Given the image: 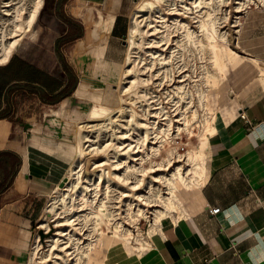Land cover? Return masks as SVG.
I'll list each match as a JSON object with an SVG mask.
<instances>
[{
  "label": "crops",
  "instance_id": "1",
  "mask_svg": "<svg viewBox=\"0 0 264 264\" xmlns=\"http://www.w3.org/2000/svg\"><path fill=\"white\" fill-rule=\"evenodd\" d=\"M130 2L43 0L32 39L0 66V264H26L40 202L74 161L75 144L65 143L84 106L96 94L117 105L109 72L124 61ZM244 17L237 43L250 58L231 64L251 60L250 74L208 136L205 179L185 205L195 200L175 223L162 221L143 263L264 264V3Z\"/></svg>",
  "mask_w": 264,
  "mask_h": 264
},
{
  "label": "bare ground",
  "instance_id": "2",
  "mask_svg": "<svg viewBox=\"0 0 264 264\" xmlns=\"http://www.w3.org/2000/svg\"><path fill=\"white\" fill-rule=\"evenodd\" d=\"M259 2L264 0L135 3L124 61L110 69L117 75V105L108 109L99 94L91 97L94 105L77 124L74 161L63 185L50 191L38 221L39 231L47 234L54 228V234L45 249L35 235L26 264H107L109 254L113 264L133 257L141 263L143 243L139 248L129 246V240L138 239L134 235L138 218L148 215L157 235L164 219L175 223L185 215V195L205 179L208 135L215 121L208 101L215 82L227 64L246 58L229 46L228 37L232 32L238 37L242 18ZM42 4L43 0H0V66L23 39L33 37ZM229 6L233 12L222 13V7ZM196 127V146L184 154L173 152L181 145V134L190 140ZM89 155L103 157L91 163L92 173L86 176ZM116 193L114 202L110 194ZM112 202H124L122 218L114 213L120 207ZM112 224V234L105 233L102 226ZM104 238L110 251L101 260ZM120 249L126 253L121 260Z\"/></svg>",
  "mask_w": 264,
  "mask_h": 264
},
{
  "label": "rangeland",
  "instance_id": "3",
  "mask_svg": "<svg viewBox=\"0 0 264 264\" xmlns=\"http://www.w3.org/2000/svg\"><path fill=\"white\" fill-rule=\"evenodd\" d=\"M136 2H139V0H132V2L129 3V6H131L132 9H133V7L135 6ZM250 8H252V5L250 6ZM222 9H223L222 13H223L224 9H229V10H231L233 12L232 6L222 7ZM35 27H36V24L33 27V31H34ZM224 28H227V27H221L222 30ZM227 29H229V28H227ZM230 34L232 35V37H231V35L228 37L229 38V46L231 48H233V49H237L238 51H240V44L237 43L238 39L236 40L237 36L235 38V35H234L233 32L230 33ZM239 40H240V38H239ZM28 41H29V38H27V39L25 38V39H23V41L21 43H25V42H28ZM234 41H235V43H234ZM236 45L239 46V47L237 48ZM246 57L250 58L249 56H246ZM251 63H252V61L249 60V59H245L243 61V63H241L239 65H234V64L229 63V64H227V72L225 74H224V72L220 71V73H221V75L219 73V78L220 79L215 82L214 94L211 95V97H210V99L208 101L209 102V107L211 109L210 110V115H213L214 116L213 119H215V121H213V123H216L218 121V119L220 118V113L233 108V104L234 103L230 99L233 98L232 94L236 93V89L235 88H237L238 84L240 82H242L243 79L244 80L247 79V77L249 76L250 71H248L246 68L247 67L248 68H252L253 64H251ZM213 67L215 68L216 66H213ZM242 67H244V68H242ZM109 79L114 81V84L112 86V90L110 89V94H111L112 97L116 98V100H117V93L115 91V88H116L115 85H116V80H117L116 73L110 71L109 72ZM230 95H232V96L230 97ZM93 105H94V102L92 101V103L85 105L84 109H86L88 111ZM165 105H166L167 109L168 110L170 109L169 111H171L170 103L167 102ZM105 107H107L108 109H115V107L114 108H111V107H108V106H105ZM200 112H201V110H200ZM78 123L79 122H77L76 124L72 125V127H70V134H72L73 137L69 138L68 141L65 144H70V143L71 144H75V139H76L75 138V133L77 132V124ZM193 132H194V134H193L194 137L191 136L190 140L184 134H181V139H180L181 145L179 146V148L175 147L173 149V152H176V150H177L178 153L184 154L186 151L190 150L191 147H195L196 144L198 143L197 137L195 135V134L199 133V130L197 129V127L194 128ZM207 133H208V131H207ZM212 133H214V129H211V134ZM188 141L192 142L193 145L192 144L189 145ZM57 152L59 154L61 153L60 151H57ZM90 156L91 155H89L87 157V160H89L90 163H87V160H86V165H85V169H84V175H86V176H88V175H90L92 173L91 172V166H92L91 163L92 162H99L102 159V157H103L101 155L91 156V157ZM59 177L60 178L65 177V171L60 173ZM62 182H63V180H62ZM62 185H63V183H62ZM114 186L115 185L113 184L112 187H114ZM119 190L123 191L124 193H129V191H127V188L124 189V187L122 188V186H120ZM117 194L118 193H116V195H112V196L110 194V198H112L113 196L117 197L118 196ZM195 197H196V194L192 195L191 198L188 199V202L186 203L187 204L186 205L187 211L190 208L189 206L192 205V201L195 200ZM48 198H49V194L46 196V198L43 201L40 202V205H39L40 209H39L38 213L36 214L35 218L33 219L32 223H31V227L29 229V234H28L27 246H26V249H25V257L28 255V253L30 251V247H31L32 241H33V239H34L36 234L39 235V242H40V244L42 245V247L44 249L46 248L47 239L54 234V228H51V232L47 233V234H43V232H44L43 230L39 231V229H37L38 221H39V219L42 216L43 208H44ZM113 198L115 199V197H113ZM116 200L117 199H115L114 202H116ZM118 200H119V198H118ZM122 201L125 202V199H122ZM124 202L117 203L118 205L114 204L112 202L115 206L112 203L110 204V205H112L114 207H117V206L120 207L119 209H116L115 212H114L115 214H120V215H118V217H120V218H122V216L125 215V213L123 212V209H125ZM146 217H148V215H145V217L141 216L140 218H138L139 220L137 221V224L135 225L137 232L134 233V235L136 236V239L138 238L137 239L138 241L137 240L135 241L134 238L129 240V246L139 248V247H141V244H139V243H143L144 251L148 252L149 249H150L149 245L151 244V249L150 250H151V252H154V250L152 249V248H154V246H153L154 237H152L154 235V233L150 229L151 228V222H150L149 218H146ZM165 223H171V221L169 219H167ZM113 224L111 226H109L108 228L105 225L102 226V228L105 230V233L112 234V231H113L112 226H113ZM53 225H54V223L50 222V226H53ZM109 251H110V249L108 247V240L104 238V243L102 245V254H100L99 258L101 260H104L106 254H108ZM144 251H143V254L141 253L140 260H139L141 262V264L143 263L142 260H143L144 256L146 255V253H144ZM117 254H118L117 257L120 258V260H121L122 256L126 257L125 251H123V250L121 251V249H120L119 252H117ZM149 257H151V256H148V258L145 260V263H143V264H148V263L150 264V263H153L155 261L154 257H151V258H149ZM124 259L122 261H120L118 264H134V263L135 264H139L137 262V260H136V257H133V258H131L129 260H124ZM113 262L114 261L111 259L110 254H109L108 258L106 259V263L107 264H113ZM128 262H130V263H128Z\"/></svg>",
  "mask_w": 264,
  "mask_h": 264
},
{
  "label": "built area",
  "instance_id": "4",
  "mask_svg": "<svg viewBox=\"0 0 264 264\" xmlns=\"http://www.w3.org/2000/svg\"><path fill=\"white\" fill-rule=\"evenodd\" d=\"M241 119H244V114L240 113V116H239ZM209 214L210 215H216L218 212H219V208H212V209H209L208 210Z\"/></svg>",
  "mask_w": 264,
  "mask_h": 264
},
{
  "label": "trees",
  "instance_id": "5",
  "mask_svg": "<svg viewBox=\"0 0 264 264\" xmlns=\"http://www.w3.org/2000/svg\"><path fill=\"white\" fill-rule=\"evenodd\" d=\"M7 154L8 153H6V152H1L0 153V159L3 158V157H5V156H7ZM0 167H2L1 164H0Z\"/></svg>",
  "mask_w": 264,
  "mask_h": 264
}]
</instances>
